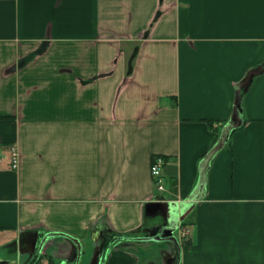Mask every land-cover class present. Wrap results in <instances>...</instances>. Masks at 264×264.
Listing matches in <instances>:
<instances>
[{
    "label": "crops",
    "instance_id": "0c3cea01",
    "mask_svg": "<svg viewBox=\"0 0 264 264\" xmlns=\"http://www.w3.org/2000/svg\"><path fill=\"white\" fill-rule=\"evenodd\" d=\"M156 196L194 204L180 264H264V0H0V264H167L126 239Z\"/></svg>",
    "mask_w": 264,
    "mask_h": 264
},
{
    "label": "water",
    "instance_id": "95a60500",
    "mask_svg": "<svg viewBox=\"0 0 264 264\" xmlns=\"http://www.w3.org/2000/svg\"><path fill=\"white\" fill-rule=\"evenodd\" d=\"M238 109L239 105H238ZM194 204L185 209L184 203L176 200H169L164 197L156 196L154 200L146 204V222L143 227L134 230L131 236L126 239L133 242L156 241L166 242L172 249L171 262L167 264H180L181 261V242L176 235V230L180 223L184 222L185 218L192 211ZM158 218L159 221L155 225H150L152 219ZM63 235L72 242L71 250L68 256L62 259L59 264H67L68 260H76V264L81 262L83 255L86 253V245L81 240L68 236L64 233L48 232L39 241L38 232H28L22 234L18 242L21 245L20 251L28 253L31 258L40 255L45 248L47 241L50 238ZM108 237L113 238L112 234L108 232ZM105 238V237H104ZM105 239L101 244L94 249L91 264H101L104 258Z\"/></svg>",
    "mask_w": 264,
    "mask_h": 264
},
{
    "label": "built area",
    "instance_id": "2783aa9c",
    "mask_svg": "<svg viewBox=\"0 0 264 264\" xmlns=\"http://www.w3.org/2000/svg\"><path fill=\"white\" fill-rule=\"evenodd\" d=\"M11 163L13 168H17L20 163V154L16 145L11 147ZM166 164V158L163 155H156L151 164V172L154 176L159 191L165 189L163 185L162 168ZM179 239H184L190 234V227L186 224L180 223L177 230Z\"/></svg>",
    "mask_w": 264,
    "mask_h": 264
},
{
    "label": "rangeland",
    "instance_id": "374dc122",
    "mask_svg": "<svg viewBox=\"0 0 264 264\" xmlns=\"http://www.w3.org/2000/svg\"><path fill=\"white\" fill-rule=\"evenodd\" d=\"M190 219H191V215L186 220L189 221ZM176 235L178 236V232H176Z\"/></svg>",
    "mask_w": 264,
    "mask_h": 264
},
{
    "label": "trees",
    "instance_id": "16d2710c",
    "mask_svg": "<svg viewBox=\"0 0 264 264\" xmlns=\"http://www.w3.org/2000/svg\"><path fill=\"white\" fill-rule=\"evenodd\" d=\"M184 224H186V222H184Z\"/></svg>",
    "mask_w": 264,
    "mask_h": 264
}]
</instances>
